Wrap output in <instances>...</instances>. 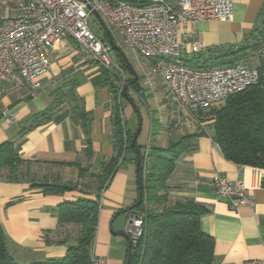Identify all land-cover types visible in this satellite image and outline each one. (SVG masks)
I'll return each mask as SVG.
<instances>
[{"label":"crops","instance_id":"obj_1","mask_svg":"<svg viewBox=\"0 0 264 264\" xmlns=\"http://www.w3.org/2000/svg\"><path fill=\"white\" fill-rule=\"evenodd\" d=\"M20 2L0 0V19L14 17ZM231 2L229 21H199L188 29L193 38L186 41H200L204 49L198 54L182 49L185 61L203 64L247 42L260 20L264 0ZM48 56L50 69L39 78L36 89L0 79V144L25 130L19 155L29 161L19 168L22 181L9 182L0 177V226L7 252L17 264L45 263L67 255L69 247L76 244L77 231L58 224L57 209L86 193L96 199L99 167L113 155V112L121 101L111 85L114 76L110 82L99 63L71 38L49 50ZM247 60L252 65L258 63L255 57L248 56ZM136 77L139 89H129L128 93L133 102L151 98V105H147V146L165 148L185 135L205 132L176 162L169 179L174 187L169 201L191 199L207 210L200 225L213 239L214 264H264V169L228 161L213 139L211 126L199 125L188 110L170 102L165 83L150 63L147 72ZM47 111L51 112L50 119L27 131L34 117ZM133 172L136 181L135 166L120 163L103 192H99L91 251L106 264L127 263L130 240L124 231L128 211L137 199ZM215 177L242 182L253 206L231 209L229 198L216 195ZM52 184L76 189L58 193L41 187Z\"/></svg>","mask_w":264,"mask_h":264},{"label":"trees","instance_id":"obj_2","mask_svg":"<svg viewBox=\"0 0 264 264\" xmlns=\"http://www.w3.org/2000/svg\"><path fill=\"white\" fill-rule=\"evenodd\" d=\"M259 18L244 45L230 47L203 64L186 62L192 68L202 69L225 67L241 61L248 63V56L258 59L256 65L248 63V66L258 70L257 84L230 95L194 117L199 125L211 126L213 139L228 161L264 169V9ZM103 37L100 39L106 42V35ZM118 55L123 58L120 53ZM102 68V73L109 77L111 74ZM126 84L130 85L125 87ZM129 88L137 92L138 79H126L121 96L117 97L118 92L115 91L116 99L125 97L133 103L128 94ZM50 116V111L39 113L27 131L47 122ZM25 134L24 130L17 138L0 144V177L9 182L22 181L19 168L29 162L19 155ZM203 134L205 132L201 130L185 135L165 148L148 146L145 152L141 150L136 139L134 147L131 148L134 133L125 127L120 103L116 104L111 137L113 155L99 167L96 199L88 197L86 193L74 201L60 204L57 209L58 224L77 231L76 244L70 246L67 255L60 260L35 264H89V252L95 237L99 212V192L105 188L106 182L123 161L134 166L139 161L137 199L128 213H143L146 220L145 236L136 247L128 246L126 264H214L213 239L203 232L200 225L201 217L207 210L191 199H181L173 203L169 201V192L174 188L169 179L175 172L176 162L182 154L194 148V141ZM4 170H7L6 174L3 173ZM80 172L82 173V169ZM41 187L58 193L76 189L69 185L54 184ZM0 264H17L7 252L1 226Z\"/></svg>","mask_w":264,"mask_h":264},{"label":"built area","instance_id":"obj_3","mask_svg":"<svg viewBox=\"0 0 264 264\" xmlns=\"http://www.w3.org/2000/svg\"><path fill=\"white\" fill-rule=\"evenodd\" d=\"M92 14L150 63L170 102L193 115L259 82L258 70L242 62L196 69L182 58V49L191 54L204 49L200 41H186L193 38L188 29L199 21H229L231 0H21L14 17L0 19V79L36 89L51 66L48 51L67 38L109 69L110 46L89 29ZM213 188L229 198L233 210L253 206L242 182L215 177ZM127 215L124 232L134 248L145 236L146 220L143 213ZM89 259V264H106L91 250Z\"/></svg>","mask_w":264,"mask_h":264},{"label":"rangeland","instance_id":"obj_4","mask_svg":"<svg viewBox=\"0 0 264 264\" xmlns=\"http://www.w3.org/2000/svg\"><path fill=\"white\" fill-rule=\"evenodd\" d=\"M105 26V25H104ZM88 27L89 29L99 38L103 39L105 31L103 25L100 23L99 19L96 15L92 14L91 17L88 19ZM110 33L112 38V42L116 49H113L110 45V52L109 57L111 59L112 66L109 69L102 68L106 72L110 73L114 76L113 82L111 85H114L117 89L118 96H121V91L125 82H123V77L125 79H132L134 78L133 75L126 71V65L130 66L133 71L136 73L137 76H140L143 73H146L148 70V61L135 51L127 48L124 46L122 40L118 33L111 28L106 27ZM121 54L123 58L119 57L118 54ZM123 60L125 63H123ZM248 65V64H247ZM101 67V65L99 64ZM120 67L122 70H119ZM111 75L108 77V74L105 75L109 81L111 79ZM111 82V81H110ZM130 85V84H129ZM128 84L125 87L129 86ZM130 89V88H129ZM124 91V90H123ZM151 98L149 97H142L140 100H134V102H130L129 99L122 97L120 101V106L122 110V118L125 123V127L128 130H131L133 133L138 132L137 136V143L140 144L141 150L145 152L147 149V140L149 135V113L147 109V105H151ZM211 130V127H210ZM128 161H123L126 164ZM129 163V162H128ZM130 165V164H129ZM131 167V166H130ZM134 168V167H133ZM133 188L137 191V185L135 181V172H133ZM76 236V234H75Z\"/></svg>","mask_w":264,"mask_h":264},{"label":"water","instance_id":"obj_5","mask_svg":"<svg viewBox=\"0 0 264 264\" xmlns=\"http://www.w3.org/2000/svg\"><path fill=\"white\" fill-rule=\"evenodd\" d=\"M96 17L99 19L100 23H101V24L103 25V27H104V31H105V35H106V37H107V42H108V44H109L113 49H116L115 46H114V44H113V42H112V38H111V36H110V33H109L108 29L104 26L103 22L100 20V18L98 17V15H96ZM126 70L129 71V73H130L131 75H133V77H134L135 80L137 79L135 72L133 71L132 68H130V66L126 65ZM137 136H138V132H135L134 135H133V137H132V140H131V148L134 147V144H135V142H136ZM138 168H139V161H137L136 166H135V170H136V179H137V180H138ZM139 201H140V200H138L137 203H139ZM126 239H128V237H126ZM128 246L130 247V243H129Z\"/></svg>","mask_w":264,"mask_h":264}]
</instances>
